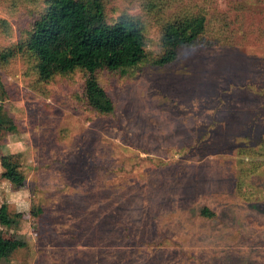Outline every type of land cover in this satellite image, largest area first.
<instances>
[{
  "label": "rangeland",
  "instance_id": "1",
  "mask_svg": "<svg viewBox=\"0 0 264 264\" xmlns=\"http://www.w3.org/2000/svg\"><path fill=\"white\" fill-rule=\"evenodd\" d=\"M48 2L0 0V155L23 176L0 179V264H264V0H103L152 57L168 22L205 19L168 64L97 72L109 114L87 72L7 56Z\"/></svg>",
  "mask_w": 264,
  "mask_h": 264
},
{
  "label": "trees",
  "instance_id": "2",
  "mask_svg": "<svg viewBox=\"0 0 264 264\" xmlns=\"http://www.w3.org/2000/svg\"><path fill=\"white\" fill-rule=\"evenodd\" d=\"M204 21L203 16H189L168 22L161 38L163 52L152 57L145 48L144 29L138 19L120 17L109 22L103 0H49L44 12L33 19L24 41L14 45L7 56L23 52L31 57L39 81L76 69L87 72L83 84L87 105L99 114H109L114 103L99 82L97 72L122 76L143 64H168L175 59L180 46L200 36ZM0 161V179L21 186L23 176L13 156H2ZM0 220L7 225L15 221L5 205L0 207ZM16 247L14 240L0 235V262Z\"/></svg>",
  "mask_w": 264,
  "mask_h": 264
},
{
  "label": "crops",
  "instance_id": "3",
  "mask_svg": "<svg viewBox=\"0 0 264 264\" xmlns=\"http://www.w3.org/2000/svg\"><path fill=\"white\" fill-rule=\"evenodd\" d=\"M2 155H3V154H2ZM2 155H0V157H1ZM1 171H2V166H1V162H0V173H1Z\"/></svg>",
  "mask_w": 264,
  "mask_h": 264
}]
</instances>
